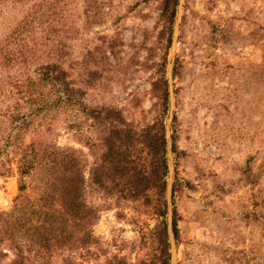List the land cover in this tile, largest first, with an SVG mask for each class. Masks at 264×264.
<instances>
[{
	"label": "rangeland",
	"instance_id": "1",
	"mask_svg": "<svg viewBox=\"0 0 264 264\" xmlns=\"http://www.w3.org/2000/svg\"><path fill=\"white\" fill-rule=\"evenodd\" d=\"M91 9L87 24L80 0L73 5L61 67L78 63L77 73L57 89L87 107L114 108L139 130L158 117L151 83L164 62L165 199L178 229L168 264H264V0H178L168 46L158 0H97ZM23 13L1 6L0 39ZM67 111L74 126L61 114L52 138L80 153L85 200L98 215L85 251H60L45 264H148L158 254V218L139 203L103 200L88 186L98 134L80 110ZM17 195L16 177H0V211Z\"/></svg>",
	"mask_w": 264,
	"mask_h": 264
},
{
	"label": "trees",
	"instance_id": "2",
	"mask_svg": "<svg viewBox=\"0 0 264 264\" xmlns=\"http://www.w3.org/2000/svg\"><path fill=\"white\" fill-rule=\"evenodd\" d=\"M75 1L0 0V15L6 3L24 10L0 39V177L14 175L18 192L11 207L0 211V264H28L33 258L45 264L60 251H85L92 244L90 228L98 211L85 200L82 157L77 150L58 147L52 138L60 115L67 110L73 114L80 110L98 134L96 145H91L98 150L87 173L88 186L103 200L139 203L145 214L157 217L152 235L158 254L148 264H168L164 62L157 63L158 76L151 83L159 101L158 117L139 130L125 124L114 108L87 107L60 95L57 82L77 73L78 63L70 61L67 69L61 67L68 51L66 40L74 31L69 19ZM80 2L85 23H93L89 12L97 0ZM177 3L158 0L166 46ZM81 62L87 64L86 59ZM65 115L64 119H73L68 126H74L75 115ZM172 193L173 189L171 202ZM169 230L176 240L173 205ZM63 264L72 263L63 259Z\"/></svg>",
	"mask_w": 264,
	"mask_h": 264
},
{
	"label": "water",
	"instance_id": "3",
	"mask_svg": "<svg viewBox=\"0 0 264 264\" xmlns=\"http://www.w3.org/2000/svg\"><path fill=\"white\" fill-rule=\"evenodd\" d=\"M165 127V126H164ZM169 137L167 136L166 134V129H165V140H166V155L168 154L169 152V141H168ZM167 162V161H166ZM168 165H167V174H168ZM166 184V182H165ZM166 189H167V184H166ZM165 195H166V190H165ZM165 203H166V228H167V239H168V243H170V238H172V235L170 233V230H169V223H170V212H171V209L169 208L170 207V204L167 202V200L165 199Z\"/></svg>",
	"mask_w": 264,
	"mask_h": 264
}]
</instances>
